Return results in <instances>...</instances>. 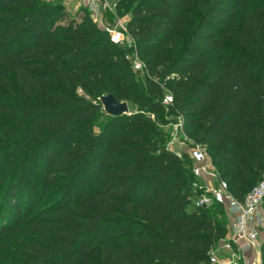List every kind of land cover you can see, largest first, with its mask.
Wrapping results in <instances>:
<instances>
[{
  "label": "trees",
  "instance_id": "obj_1",
  "mask_svg": "<svg viewBox=\"0 0 264 264\" xmlns=\"http://www.w3.org/2000/svg\"><path fill=\"white\" fill-rule=\"evenodd\" d=\"M122 2L134 47L85 8L0 0L2 264H210L231 217L195 206L166 108L236 199L263 180L264 0ZM132 50L156 78L135 77ZM109 93L131 114H107Z\"/></svg>",
  "mask_w": 264,
  "mask_h": 264
},
{
  "label": "built area",
  "instance_id": "obj_2",
  "mask_svg": "<svg viewBox=\"0 0 264 264\" xmlns=\"http://www.w3.org/2000/svg\"><path fill=\"white\" fill-rule=\"evenodd\" d=\"M75 5L76 8H85L90 12L93 21L109 33L112 42L134 47V39L128 31V20L117 17L114 25L105 22L104 18L108 11H114L110 0H67L66 6ZM132 67H142L138 55L130 57ZM171 94L165 96V102L171 104ZM177 128L182 130V123L179 121ZM183 132V131H182ZM184 133V132H183ZM187 138V135L184 133ZM170 150L182 156L187 153L194 162L193 173L196 180L193 183L195 188L203 192L195 200L197 207L208 206L214 201L223 203L231 217L228 236L221 239L219 244L210 251V264H262L261 262V234L264 232V179L256 184L246 195L243 201L236 199L229 191L227 183L219 178L218 172L212 164L205 148L201 145H194L187 149H174L172 142L168 144ZM253 248L256 258L248 261L245 251Z\"/></svg>",
  "mask_w": 264,
  "mask_h": 264
},
{
  "label": "rangeland",
  "instance_id": "obj_3",
  "mask_svg": "<svg viewBox=\"0 0 264 264\" xmlns=\"http://www.w3.org/2000/svg\"><path fill=\"white\" fill-rule=\"evenodd\" d=\"M50 1L51 2H63L65 5V2L67 0H50ZM110 4H111L112 8H115V10L114 11L113 10L108 11L106 13V16L104 18L106 23H108L110 25H114L115 21L117 20V17L123 18L126 20L129 19L130 8L132 7L131 2L123 3L122 0H110ZM65 8L73 16L76 15L78 12L83 10L82 8H80V9L76 8L75 5H73V4H70L69 6L65 5ZM93 22H95V21H93ZM96 24L98 25L99 23H96ZM127 55L134 58L138 54H137V51L132 50L130 52H127ZM138 58H139V61L142 65V67H141V69L137 68L136 66H135V69L133 68V70H134L133 72H134L135 77L138 79H142V80H145L146 77L147 78L148 77L156 78L154 75H152V74L149 75V73H147V69H145V66H146L145 60L139 55H138ZM80 92H82V91L80 90ZM167 92H168V90H165V93H167ZM164 103L166 106H168V103L165 102V99H164ZM130 107H131L130 108L131 111H133L134 108L132 106H130ZM167 112H168V110L166 108L165 113H164L162 118L168 122V123L163 125V128L169 134L168 144L170 142H172V146L174 149H181V150L194 146V143L191 141V139L189 137L186 138L184 136V133L182 132V130L180 128L176 127L179 123L178 119L176 121H173L174 116L172 114L167 113ZM103 122H104V117H101L98 121L97 129H99L101 127ZM262 179H264V176ZM263 239H264V232H262V234H261V242L263 241ZM0 264H2V261H0Z\"/></svg>",
  "mask_w": 264,
  "mask_h": 264
},
{
  "label": "water",
  "instance_id": "obj_4",
  "mask_svg": "<svg viewBox=\"0 0 264 264\" xmlns=\"http://www.w3.org/2000/svg\"><path fill=\"white\" fill-rule=\"evenodd\" d=\"M105 112L111 116H122L131 114V109L126 101H119L113 94H106L100 97Z\"/></svg>",
  "mask_w": 264,
  "mask_h": 264
},
{
  "label": "crops",
  "instance_id": "obj_5",
  "mask_svg": "<svg viewBox=\"0 0 264 264\" xmlns=\"http://www.w3.org/2000/svg\"><path fill=\"white\" fill-rule=\"evenodd\" d=\"M245 257L249 261H253L256 258V252L253 248L247 249L245 251Z\"/></svg>",
  "mask_w": 264,
  "mask_h": 264
}]
</instances>
